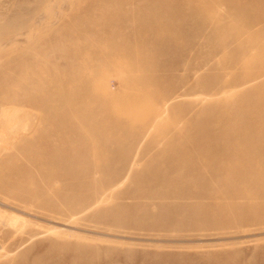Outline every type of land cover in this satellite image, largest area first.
<instances>
[{
  "label": "rangeland",
  "instance_id": "1",
  "mask_svg": "<svg viewBox=\"0 0 264 264\" xmlns=\"http://www.w3.org/2000/svg\"><path fill=\"white\" fill-rule=\"evenodd\" d=\"M251 1L0 0V264H264Z\"/></svg>",
  "mask_w": 264,
  "mask_h": 264
},
{
  "label": "bare ground",
  "instance_id": "2",
  "mask_svg": "<svg viewBox=\"0 0 264 264\" xmlns=\"http://www.w3.org/2000/svg\"><path fill=\"white\" fill-rule=\"evenodd\" d=\"M254 2V1H253ZM251 3H252V1L251 0H231V3H230V11H231V18H232V25H233V28H237V24L241 21H243V22H245L246 23V21H248V19L245 17V15H246V12H248V10L250 9L251 10V8H252V6H251ZM249 13H251V12H249ZM255 20H257V19H255ZM242 24H244V23H242ZM248 24V23H247ZM249 25V24H248ZM247 30V29H246ZM240 31V30H239ZM236 32H237V29H236ZM240 35V34H239ZM139 48H141L140 46H138ZM235 51V53H236V51L237 50H234ZM233 51V52H234ZM239 54V53H238ZM114 59V58H113ZM234 59V58H233ZM232 59V60H233ZM110 62H113V60L112 61H110ZM262 62H264V61H262ZM114 63H115V61H114ZM260 64V63H259ZM248 65H249V63H248ZM234 67V66H233ZM260 67V66H259ZM262 68V67H261ZM8 69V68H7ZM12 70V69H11ZM8 71V70H7ZM30 71H32V70H30ZM11 72H14L15 73V71H11ZM10 72V73H11ZM9 73V74H10ZM1 74V73H0ZM15 75V74H14ZM7 76V75H6ZM31 77V76H30ZM18 79V78H17ZM41 79H42V76H41ZM30 96V95H29ZM42 96V95H41ZM45 96V95H44ZM8 98V97H7ZM38 103V102H37ZM3 105V104H2ZM34 105V104H33ZM40 105V104H39ZM6 107V106H5ZM16 107V106H15ZM23 110V109H22ZM5 111H7V109L5 110ZM242 111V110H241ZM2 112V111H1ZM9 112V111H8ZM23 112V111H22ZM17 113V112H16ZM20 113V112H19ZM3 114V113H2ZM4 115V114H3ZM6 115H7V113H6ZM9 115V114H8ZM6 117V116H5ZM8 117V116H7ZM6 117V118H7ZM9 120V119H8ZM17 120V119H16ZM29 120V119H28ZM262 120V119H261ZM7 123V122H6ZM9 123V122H8ZM15 123V122H14ZM27 123H30V122H27ZM261 124V123H260ZM28 125V124H27ZM250 126V125H249ZM254 127V126H253ZM253 127H251V129L253 128ZM262 128H264V124H262V126H261ZM254 129V128H253ZM247 130V129H246ZM250 130V129H249ZM251 132H252V130H251ZM52 133V132H51ZM50 133V134H51ZM53 134V133H52ZM55 134V133H54ZM252 134H253V132H252ZM248 140V139H247ZM39 142V141H38ZM226 143H229V142H226ZM223 145H225L226 146V144H224L223 143ZM236 145V144H235ZM261 148V147H260ZM51 159V158H50ZM49 160V159H48ZM53 161V160H52ZM217 173V172H216ZM239 177H244V179H251V178H253V179H260L261 177H259V174H253V175H249V174H244V175H241V176H239ZM245 180V181H246ZM248 180V181H249ZM245 181H243V182H245ZM253 182V181H252ZM239 183V182H238ZM237 183V184H238ZM242 184V183H241ZM240 184V185H241ZM228 185H230V183L228 184ZM239 185V184H238ZM250 185H252V183H250ZM236 187H238V186H236ZM245 187H247V184L245 185ZM250 187V186H249ZM252 187V186H251ZM231 188H232V186H231ZM234 188H235V186H234ZM244 188V187H243ZM253 188V187H252ZM236 189V188H235ZM239 189H240V187H239ZM255 189V188H254ZM237 190H238V188H237ZM241 190V189H240ZM246 190H247V188H246ZM249 190V189H248ZM257 191V190H256ZM259 191V190H258ZM246 192V191H245ZM249 193V192H248ZM254 193H255V191H254ZM67 228V227H66Z\"/></svg>",
  "mask_w": 264,
  "mask_h": 264
}]
</instances>
